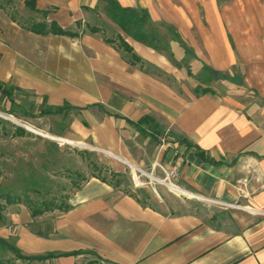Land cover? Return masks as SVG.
<instances>
[{
	"label": "crops",
	"instance_id": "1",
	"mask_svg": "<svg viewBox=\"0 0 264 264\" xmlns=\"http://www.w3.org/2000/svg\"><path fill=\"white\" fill-rule=\"evenodd\" d=\"M114 1L130 15L121 26L103 0H35L47 16L25 23L1 9L0 81L71 116L73 142L153 175L177 167L184 195L89 177L48 229L10 215L15 246L55 256L44 264H264V0ZM92 11L140 63L88 31L29 29L73 32Z\"/></svg>",
	"mask_w": 264,
	"mask_h": 264
},
{
	"label": "rangeland",
	"instance_id": "2",
	"mask_svg": "<svg viewBox=\"0 0 264 264\" xmlns=\"http://www.w3.org/2000/svg\"><path fill=\"white\" fill-rule=\"evenodd\" d=\"M0 10L10 11L16 19L25 23L28 19H41L40 14H36L21 0H1ZM105 9L102 7L99 12ZM98 11V10H97ZM98 12L92 11L90 20L84 24L80 23L74 28L76 34L88 31V28H97L99 33H94L99 37L115 39L116 35L107 19ZM92 34V33H91ZM15 103V108L11 102ZM13 108V114H8ZM45 110L37 105L29 96L20 95L15 90L10 98H0V120L9 122L12 125L23 128L27 135L23 137H10L14 132L11 125H3L7 129L9 136L0 137V237L2 230L6 229L11 235L8 240L15 243L14 226L9 221L10 215L22 212L30 214L25 202L30 200L36 205L43 200H52L57 205L67 204L72 192L78 188L83 181L89 177H101L112 184L119 182L124 187H133L132 170L127 165L120 163L116 159L109 157L99 151L71 145L55 140L61 138L73 140L72 133L67 129L71 120L69 115L43 116ZM6 117L19 123L21 126L4 119ZM28 126L34 131L25 129ZM48 135L49 137H45ZM85 143V142H84ZM88 145L87 143H85ZM156 177H161L157 169ZM149 182V178H144ZM177 184V183H176ZM158 186V184H156ZM164 187V186H162ZM134 188V187H133ZM166 188V187H164ZM167 189V188H166ZM165 189V190H166ZM144 196H151L154 202H159L155 197L154 191L144 187L140 191ZM161 197L168 198L171 203L181 204L183 197L174 195L160 189ZM164 193V194H163ZM4 195L11 199H21L22 202L8 204L4 202ZM167 203V201H166ZM162 206V203H153ZM61 212L53 211L40 217L32 219V222H46L45 228L48 229L50 222ZM40 227V226H39ZM0 264H44V261H28L16 259L9 251L0 247Z\"/></svg>",
	"mask_w": 264,
	"mask_h": 264
},
{
	"label": "trees",
	"instance_id": "3",
	"mask_svg": "<svg viewBox=\"0 0 264 264\" xmlns=\"http://www.w3.org/2000/svg\"><path fill=\"white\" fill-rule=\"evenodd\" d=\"M105 1V11L108 15V17L118 23L120 26L122 25V22H128L130 21V15L128 13V10L122 9L120 8V6L114 1V0H103ZM1 2V0H0ZM1 5V3H0ZM24 5L26 7H28L30 10L34 11L36 14H40L42 16L43 19L46 18L48 11H42V10H38L35 6V0H25ZM2 8V6L0 7ZM76 25H78L76 23ZM30 31L37 33V34H42V35H46L49 33L52 34H57V35H65V36H69V37H76L75 32H71L69 30H62L61 28H59L56 24L54 23H50L49 25H47L45 22H34L31 24V26L29 27ZM88 32L94 34V33H99L100 30L97 28H88ZM103 40L108 43V44H112L115 45L119 50H121L122 52L125 53L126 55V60L130 65H135L136 63H140V60L134 55L132 49L124 42V40L118 36L115 39H111V38H106L103 37ZM15 89L13 87H10L6 84H4L3 82L0 81V98L6 97V98H10L12 96V92ZM12 107L15 108V103L12 101L11 102ZM62 109L60 108H55L54 110H52V108H48L46 109L42 115L43 116H48V115H54V114H58L61 112ZM8 114H13V108L8 111ZM149 119L148 118H142L140 121H138L136 124V127L139 129L140 132H144L142 127H147L150 123H149ZM11 125L14 128V132L12 134H10V137H23L25 135H27V132L18 126L12 125L7 121L4 120H0V137L2 136H9V134H7V129L5 126L3 125ZM151 128V126L149 127V129ZM119 183V182H116ZM4 202L8 203V204H14V203H20L22 202L21 199H11L8 195H4ZM29 212H30V216L32 218H36V217H40L46 213H51L53 211H59V212H65L69 209V205L68 204H59L57 205L54 201L52 200H43L40 203H38L37 205L33 202H31L30 200H27L25 202ZM2 210V206L0 205V213ZM0 247L3 250L9 251L10 253H12L16 259H21V260H28V261H44V260H48L51 259L53 257H55L54 255L51 254H47L45 256H24L20 253V251L18 250V248L15 246V244L8 240V239H4L0 237Z\"/></svg>",
	"mask_w": 264,
	"mask_h": 264
},
{
	"label": "built area",
	"instance_id": "4",
	"mask_svg": "<svg viewBox=\"0 0 264 264\" xmlns=\"http://www.w3.org/2000/svg\"><path fill=\"white\" fill-rule=\"evenodd\" d=\"M163 143L164 142L161 143L160 149L164 148ZM153 168H157L159 170V172L161 173V177L158 178L152 173H148L146 171H143L140 168L134 167V174L132 176V182H133L134 188H140L146 185L147 183H149V185H151L152 188H154L153 186L155 184H159L161 186L166 187L167 189H169V186H170L174 189L180 190L179 186L176 184V181L179 177V169L177 167L167 169L163 167L162 165L155 163ZM144 178H147V179L149 178L150 181L145 182ZM154 192L156 191L154 190Z\"/></svg>",
	"mask_w": 264,
	"mask_h": 264
},
{
	"label": "bare ground",
	"instance_id": "5",
	"mask_svg": "<svg viewBox=\"0 0 264 264\" xmlns=\"http://www.w3.org/2000/svg\"><path fill=\"white\" fill-rule=\"evenodd\" d=\"M27 129L31 130V131H34L32 128L26 126ZM45 137H49L48 135H45ZM55 140H58L60 142H64V143H67V144H71V145H77V146H81V147H88L87 145H85L84 143H79V142H73V141H70V140H66V139H61V138H55ZM125 163V162H124ZM127 164L128 167H130V169L132 170V173L134 174V165L132 164H128V163H125ZM132 174V175H133ZM152 178V177H151ZM170 192L172 191L173 193H176L178 195H181L183 194V192L181 190H178V189H174L172 187L169 186V189ZM184 195V194H183Z\"/></svg>",
	"mask_w": 264,
	"mask_h": 264
},
{
	"label": "water",
	"instance_id": "6",
	"mask_svg": "<svg viewBox=\"0 0 264 264\" xmlns=\"http://www.w3.org/2000/svg\"><path fill=\"white\" fill-rule=\"evenodd\" d=\"M3 118L6 119V120L11 121V122H13V123H15L16 125L21 126L19 123L15 122V121H12V120H10V119H8V118H6V117H3ZM22 127H24L25 129H27L25 126H22Z\"/></svg>",
	"mask_w": 264,
	"mask_h": 264
}]
</instances>
